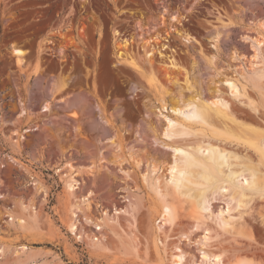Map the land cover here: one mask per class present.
<instances>
[{
  "label": "rangeland",
  "instance_id": "374dc122",
  "mask_svg": "<svg viewBox=\"0 0 264 264\" xmlns=\"http://www.w3.org/2000/svg\"><path fill=\"white\" fill-rule=\"evenodd\" d=\"M192 96L264 136V0H0V264H264V154Z\"/></svg>",
  "mask_w": 264,
  "mask_h": 264
},
{
  "label": "bare ground",
  "instance_id": "6f19581e",
  "mask_svg": "<svg viewBox=\"0 0 264 264\" xmlns=\"http://www.w3.org/2000/svg\"><path fill=\"white\" fill-rule=\"evenodd\" d=\"M219 34H220V31H218L216 33V38L217 39H218ZM16 52L18 54H20L21 50L17 49ZM145 53H146V56H147L148 55V50H146ZM165 74L167 76L168 82L171 84L172 87H169V85L168 86L164 85L158 79L156 80L157 83L162 86V90H164L165 94H167V93L168 94H173L174 92H178L181 95L182 94V88L177 84L178 76H179V72L177 71V69L174 68V67L173 68H167V69L165 68ZM225 81H227V80H225ZM228 82H229L228 84L231 85L232 89L235 88V85L232 82H230V80ZM188 86H190V83L188 84ZM181 99L182 98H180V101L177 103V105H175V106H173L171 108L173 111H180V112L187 111V112H189V114L195 113V111H197V110L199 112L201 111L204 114V116H205V118L203 119L204 122H208L210 120L209 113H210V111H214L215 113H217L219 116H221L223 118L222 120L230 121L233 124V125L231 124L232 127L229 126L230 124L229 125L227 124L226 128H223V129H226L225 131H227L231 135H235L241 142H244V143L248 144L249 146L259 150L261 153L264 154V145H263L264 136H262V134H260L259 131H256V129H253L249 125H243L240 122H235V120L230 116L226 105H225L224 108L222 107V105H220L219 99H215L214 98V99L209 100L207 102H200L199 98L195 97V96L190 97L186 101H183V100L181 101ZM221 101H222V99H221ZM165 103L166 102L163 101V103H162L163 104V108H165ZM172 123H174L173 120L172 119H168V124H167V127H166L167 131L171 130ZM224 123H227V122H224ZM223 126H225V125L223 124ZM233 126L236 127V129H237L236 132L232 129V128H234ZM165 133H167V132H165ZM172 144L175 145V146H173L174 152H177L178 150H180V148H182L185 145L187 146V143L183 142V141L182 142L173 141ZM210 157H212L214 159L213 160L214 162H217L216 161V157H217L216 155L213 154ZM152 158L156 159L155 156H153ZM172 159L173 160L171 161V169H175L176 168L178 171H182L183 167H181V163L179 162V158L176 156L175 153L173 154ZM156 160H158V159H156ZM247 168H249V167H247ZM251 174L253 176V185H254V187L255 188H260L261 186H263V183H261L262 181H261V178L259 177V175H257L254 171H252ZM174 176H177V175H171V178H174ZM201 177L203 179H205V180L211 179L210 175L205 174V173H203L201 175ZM71 184H72V182L68 183L69 187H71ZM163 207H165V211H164V215H163V221L167 222V221H169L171 219L170 206L168 204H163ZM22 228H23V226H22ZM70 228H71L72 231H75V226H74L73 222L70 224ZM23 230H24V228H23ZM212 255L217 258V257H219L221 255V253L213 252Z\"/></svg>",
  "mask_w": 264,
  "mask_h": 264
}]
</instances>
